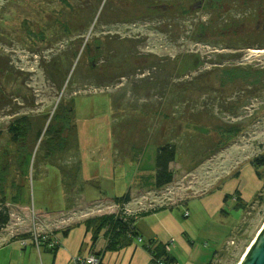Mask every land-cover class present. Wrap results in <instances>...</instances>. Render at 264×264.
Here are the masks:
<instances>
[{
  "label": "rangeland",
  "instance_id": "obj_1",
  "mask_svg": "<svg viewBox=\"0 0 264 264\" xmlns=\"http://www.w3.org/2000/svg\"><path fill=\"white\" fill-rule=\"evenodd\" d=\"M260 41L264 0H0V264L78 253L151 264L150 240L174 264H238L264 223V171L251 163L264 155V88L221 70L263 69L264 48L245 47ZM61 103L72 144L49 161L40 144ZM29 119L13 142L9 127ZM167 143L173 185L146 194ZM103 215L135 219L141 241L123 234L105 249V231L83 225Z\"/></svg>",
  "mask_w": 264,
  "mask_h": 264
},
{
  "label": "trees",
  "instance_id": "obj_2",
  "mask_svg": "<svg viewBox=\"0 0 264 264\" xmlns=\"http://www.w3.org/2000/svg\"><path fill=\"white\" fill-rule=\"evenodd\" d=\"M244 38H248L250 35L246 34ZM232 40L231 38L228 41ZM261 43H249L245 47L246 48H264V42L260 41ZM76 69V68H75ZM222 75H224L227 79L235 80L236 78L239 80H244L247 83L249 82L251 85L254 83H258L260 86L264 88V68L263 69H256L251 72L247 68H224L221 70ZM223 83V82H222ZM224 87V84L222 85ZM73 102V99L70 100ZM58 114L56 118L60 117L61 111L70 112L68 115L69 117L72 116V104L65 105L61 103L58 106ZM71 110V111H70ZM25 122V120H23ZM17 123L15 127L13 125L9 129V133L11 134V139L13 142H16L22 138V140H26V138L31 134V128L33 126L34 120H28V122ZM39 122V120L37 121ZM224 129V127H221ZM220 128V129H221ZM236 132H232L231 130H226V134L230 133L231 137L237 134L238 127L235 128ZM74 130V126L70 124L69 120H66L64 124L60 125H50L46 129V139L42 140L40 144V149H43L46 152V160L53 161L54 156L59 154L62 151H68L70 142V135ZM40 134V128L38 127L35 131V136L38 137ZM229 135V136H230ZM25 155V153H24ZM51 157V158H50ZM5 158V157H4ZM176 159V147L172 143H167L158 148L156 159H155V174H154V187L156 190H160L167 185H169L173 180V171L170 169L169 164L174 162ZM52 163V162H51ZM251 163L256 168H262L264 171V155L256 156L252 159ZM6 164V161H5ZM58 168H65L64 166L57 165ZM117 202L119 203H128L130 202V197L125 195L121 198H116ZM163 208V207H161ZM160 209V208H158ZM156 211V210H155ZM135 219H131L129 221L123 220L122 218L114 216H99L83 222L85 233L89 231L92 233L93 236H96L101 230H104V236L107 238V244L105 249L107 250H119L121 248L119 239L121 235L128 234L130 236H136L139 238L138 233L136 232V228L133 226ZM9 223V214L6 210H0V231L6 227ZM69 228L63 231V234H67ZM28 239L26 235H23L19 238ZM11 241L16 240L11 238ZM42 240V239H41ZM40 242H43L41 241ZM53 243L44 244L40 243L38 247H44L45 250L51 251L54 254L57 252L60 244L54 239ZM145 249L150 253V263L151 264H174V259L168 255L166 250L167 245L162 244L161 242L150 240L147 246H144ZM96 255H100V253H94ZM210 264V262L208 263Z\"/></svg>",
  "mask_w": 264,
  "mask_h": 264
},
{
  "label": "water",
  "instance_id": "obj_3",
  "mask_svg": "<svg viewBox=\"0 0 264 264\" xmlns=\"http://www.w3.org/2000/svg\"><path fill=\"white\" fill-rule=\"evenodd\" d=\"M238 264H264V223Z\"/></svg>",
  "mask_w": 264,
  "mask_h": 264
},
{
  "label": "built area",
  "instance_id": "obj_4",
  "mask_svg": "<svg viewBox=\"0 0 264 264\" xmlns=\"http://www.w3.org/2000/svg\"><path fill=\"white\" fill-rule=\"evenodd\" d=\"M187 212L184 214L185 217H187ZM41 239H45L44 237ZM39 236H35L33 237V242H35V246L38 248L39 244H40V240ZM21 241V244L23 246H26L28 241L27 240H20ZM42 241V240H41ZM138 241L140 242V238H138ZM55 243V242H54ZM53 243V244H54ZM67 264H103L102 263V258L101 256L99 255H96L94 253H90V254H82V253H78L74 256H70V258L68 259L67 261Z\"/></svg>",
  "mask_w": 264,
  "mask_h": 264
},
{
  "label": "crops",
  "instance_id": "obj_5",
  "mask_svg": "<svg viewBox=\"0 0 264 264\" xmlns=\"http://www.w3.org/2000/svg\"><path fill=\"white\" fill-rule=\"evenodd\" d=\"M188 178V177H187ZM173 181H174V177H173ZM171 185H173L172 183H170L169 185H167L166 187H164V188H162V189H160V190H156L155 189V187H153L151 190L149 189V190H147L145 193L146 194H149V192H155V191H160L159 193H161V195L160 196H166V194H167V192L166 191H168L169 189H168V187H170ZM189 187L191 188L192 187V185L193 184H191L190 182H189ZM184 189H185V187H183ZM168 189V190H167ZM143 195V194H142ZM143 197H145V196H143ZM162 197H160V198H162ZM145 199V198H144ZM161 207H163V205H161V206H158V207H155V208H153L151 211H155V210H158V208H161ZM27 241H29L28 239H26Z\"/></svg>",
  "mask_w": 264,
  "mask_h": 264
},
{
  "label": "flooded vegetation",
  "instance_id": "obj_6",
  "mask_svg": "<svg viewBox=\"0 0 264 264\" xmlns=\"http://www.w3.org/2000/svg\"><path fill=\"white\" fill-rule=\"evenodd\" d=\"M70 111H71V110H70ZM69 113H70V112H66V111H65V112H64V111H61V112H60V118H62V120H63L61 124H64L66 120H69V118H70L69 115H68ZM14 122L16 123V122H18V120L14 121ZM20 122H21V121H20ZM13 127H15V126H13ZM10 128H11V126L9 127V129H10ZM65 153H66V151H65V152L62 151V152H60L59 154H61V155L63 156V155H65Z\"/></svg>",
  "mask_w": 264,
  "mask_h": 264
},
{
  "label": "bare ground",
  "instance_id": "obj_7",
  "mask_svg": "<svg viewBox=\"0 0 264 264\" xmlns=\"http://www.w3.org/2000/svg\"><path fill=\"white\" fill-rule=\"evenodd\" d=\"M258 231H259V230H258ZM257 233H258V232H257ZM255 236H256V235H255ZM24 240H26V239H24ZM248 247H249V246H248ZM248 247H247V249H248ZM247 249L244 251V253L247 251ZM244 253H243V254H244ZM242 256H243V255H242Z\"/></svg>",
  "mask_w": 264,
  "mask_h": 264
},
{
  "label": "clouds",
  "instance_id": "obj_8",
  "mask_svg": "<svg viewBox=\"0 0 264 264\" xmlns=\"http://www.w3.org/2000/svg\"><path fill=\"white\" fill-rule=\"evenodd\" d=\"M31 242V241H30Z\"/></svg>",
  "mask_w": 264,
  "mask_h": 264
}]
</instances>
